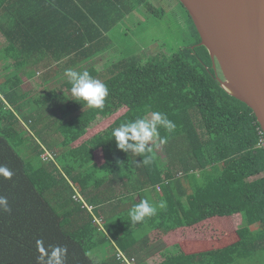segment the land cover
Masks as SVG:
<instances>
[{"label": "trees", "instance_id": "16d2710c", "mask_svg": "<svg viewBox=\"0 0 264 264\" xmlns=\"http://www.w3.org/2000/svg\"><path fill=\"white\" fill-rule=\"evenodd\" d=\"M177 2L189 46L115 60L108 56L112 32L135 9L162 18L152 0H0V63L7 62L6 74L0 70V167L11 172L0 174V196L11 209L0 211V264H38L53 246L67 248L66 264H146L151 249L162 257L158 264H264V133L253 110L222 87ZM27 67L35 68L29 77L40 71L44 82L53 76L59 85L28 99L19 75ZM69 68L107 85L102 110L74 101ZM56 101L64 111L49 115ZM123 109L105 131L76 145ZM155 111L176 125L172 133L159 129L166 143L157 140L146 155L120 151L112 129ZM145 199L157 211L133 224L128 213ZM239 214L238 240L224 248L175 244L160 252L150 239Z\"/></svg>", "mask_w": 264, "mask_h": 264}, {"label": "rangeland", "instance_id": "374dc122", "mask_svg": "<svg viewBox=\"0 0 264 264\" xmlns=\"http://www.w3.org/2000/svg\"><path fill=\"white\" fill-rule=\"evenodd\" d=\"M152 3L162 15V18L155 15L152 11H146V9L144 10L142 8L135 9L122 24L113 30L112 51L108 56L112 55L115 60L122 56L130 55L148 57L149 54H154L153 50H157V52L164 50L167 53H172L180 47L189 46L188 44L192 42V38L189 34L185 13L177 0H152ZM5 44V39L0 34V46H4ZM6 63H0V69L4 68ZM98 64L100 68L105 66V59L99 60ZM32 70L34 71L35 68L27 67L25 72L19 73L22 78L20 89L29 95L28 99L55 89L59 85L55 83L53 76L50 77L49 83L44 82L42 75L44 76L45 73L40 71H36L35 78L29 77L27 73ZM7 71L10 72L12 69ZM5 72L6 70L4 68L3 74ZM218 73L222 78L223 76L219 67ZM51 107V110H48L49 115L55 114L57 116L64 111L63 105L61 106L58 101L53 103ZM125 112L126 109H123L116 115L102 120L93 126L88 134L76 145H80L84 141L91 139L94 135L105 131ZM147 115L150 118V114ZM96 156L97 162L102 164L104 161L102 153L98 152ZM213 219L215 220H209L190 228L171 229L167 234L157 232L152 234L150 239H152V242L159 241L160 246L165 245V247H170L179 244L188 250L191 249L193 244H198V246L194 247V250L202 251L224 248L238 240L236 231L243 223L241 222V214L225 218L216 217ZM152 251L153 249L148 252V257H145L146 264H158V261L162 258L158 252ZM95 258H97L96 255ZM134 263V260H130L129 264Z\"/></svg>", "mask_w": 264, "mask_h": 264}, {"label": "water", "instance_id": "95a60500", "mask_svg": "<svg viewBox=\"0 0 264 264\" xmlns=\"http://www.w3.org/2000/svg\"><path fill=\"white\" fill-rule=\"evenodd\" d=\"M209 51L219 82L251 108L264 133V0H179Z\"/></svg>", "mask_w": 264, "mask_h": 264}, {"label": "clouds", "instance_id": "9594fccd", "mask_svg": "<svg viewBox=\"0 0 264 264\" xmlns=\"http://www.w3.org/2000/svg\"><path fill=\"white\" fill-rule=\"evenodd\" d=\"M64 76L67 77V81L71 85L70 92L75 98V102L79 104L82 102L89 108L103 109L105 100L109 95L106 84L93 78L88 71L78 72L69 68L65 70ZM160 128L172 133L176 125L168 119L166 114L155 111L150 113V119L142 117L124 121L112 129L111 135L120 151L133 155H146L152 153L153 147L150 145H154L157 140L160 144L166 143V139L159 136ZM0 174L10 176L11 172L7 168L0 167ZM158 207H165L164 202H160ZM0 211H11L7 198L3 196H0ZM156 211L157 206L150 204L145 199L135 204L130 209L128 216L131 222L136 224L155 215ZM41 250L43 251V249ZM66 254V247L53 246L50 252L38 258V264H66Z\"/></svg>", "mask_w": 264, "mask_h": 264}, {"label": "built area", "instance_id": "2783aa9c", "mask_svg": "<svg viewBox=\"0 0 264 264\" xmlns=\"http://www.w3.org/2000/svg\"><path fill=\"white\" fill-rule=\"evenodd\" d=\"M259 146H261V147L264 148V138H261V139H260ZM120 256H121L122 258H124V255H123L122 253H120ZM124 261H126L127 264L130 263V261H129L128 259H124Z\"/></svg>", "mask_w": 264, "mask_h": 264}, {"label": "crops", "instance_id": "0c3cea01", "mask_svg": "<svg viewBox=\"0 0 264 264\" xmlns=\"http://www.w3.org/2000/svg\"><path fill=\"white\" fill-rule=\"evenodd\" d=\"M209 220H215V219L212 218V219H209ZM209 220H207V221H209ZM204 222H206V221H204ZM188 228H190V227H188ZM180 229H183V228H180ZM167 247H169V246H166V248ZM158 249H159L160 252H163L165 250V245H162V246L158 245Z\"/></svg>", "mask_w": 264, "mask_h": 264}]
</instances>
